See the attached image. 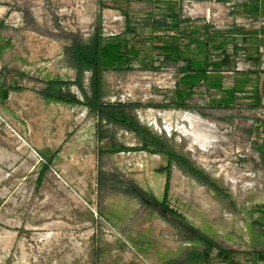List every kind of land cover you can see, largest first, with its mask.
<instances>
[{
    "label": "rangeland",
    "instance_id": "obj_1",
    "mask_svg": "<svg viewBox=\"0 0 264 264\" xmlns=\"http://www.w3.org/2000/svg\"><path fill=\"white\" fill-rule=\"evenodd\" d=\"M0 8L6 10L2 23L25 30L30 44L38 46L46 38L54 50L63 51L73 36L89 43L101 16L100 0H0ZM25 35H21L22 43ZM49 61L56 77L74 73L71 66L66 69L69 75L56 67L55 58L45 62ZM155 66L158 70L147 73L140 63L125 70L103 69L101 100L139 104L131 113L140 124L186 156L220 188L217 191L197 182L171 163L168 206L220 247L236 251L239 264H255L252 256L239 253L248 251L257 252V263L264 264V161L258 155L264 135L257 131L258 114L235 106L210 111L204 97L194 96L190 108H176L170 105L174 89L157 87L153 80L160 75L164 83L169 82L170 68L175 67L163 61ZM26 72L24 88L16 87L13 75L1 76L11 94L9 99H0V264H161V259L164 264H175L189 252L202 250L197 241L187 240L194 236L192 230L177 219H171L173 225L167 222L158 211L140 204L124 185L134 182L148 194L161 197L165 173L159 169L166 165V158L134 149L148 141H137L130 129L118 125H98L96 116L84 106L43 103L41 85L33 84L35 72L30 68ZM81 88L88 96L89 77ZM68 91L84 100L78 86L69 85ZM178 111L197 114L212 124L218 139L202 148L166 129V123L175 124ZM162 112L168 114L165 119L155 115ZM149 114L154 116L153 123ZM180 124L188 128L187 122ZM68 125L73 131L80 125L92 127L94 136L83 144L92 155L55 160L36 184L42 163L37 149L45 148L53 138L62 142L59 150L65 152L68 137L77 134L59 133L57 138L55 127ZM69 147L81 148V142ZM125 194L134 198V206L132 212L127 207V216L116 215L114 228L101 217L99 203L103 205L106 196ZM162 241L166 243L164 253L160 251ZM206 264L224 262L212 257Z\"/></svg>",
    "mask_w": 264,
    "mask_h": 264
},
{
    "label": "crops",
    "instance_id": "obj_2",
    "mask_svg": "<svg viewBox=\"0 0 264 264\" xmlns=\"http://www.w3.org/2000/svg\"><path fill=\"white\" fill-rule=\"evenodd\" d=\"M189 3L192 4L190 6L194 5V8L190 7L191 10L198 11V18L185 12L189 7H185V0H100L101 15L126 17L132 28L113 42L124 48L123 57L116 54L119 50L111 48L107 66L104 64V67L123 68L140 63L150 68L163 61L178 69L176 86L171 93L172 101L183 102L190 108L188 104H192L193 96H208L210 111L234 106L252 109L260 118L257 131L261 136L264 135L261 127V119H264V0H190ZM3 11L6 10L0 8V21ZM183 18L188 20L182 21ZM5 23L0 26V76L6 78L8 74L13 75L16 87L24 88L26 70L30 68V71L35 72L33 84H40L42 90L51 79L73 80L76 70L71 67L74 69V73L71 72L73 74L66 70L70 66L64 60L63 50H54L51 41L46 38L40 40V45L34 46V43L27 41L25 30L15 29ZM21 35H25L23 43ZM49 58H55V66L61 67L70 76L56 77L55 68H46L45 61ZM21 62L28 67L21 66ZM43 68L47 69L44 73L39 70ZM36 70L43 74L42 79L37 77ZM28 84H32L31 80H28ZM10 94L6 86L0 89V99H9ZM42 102H46L43 97ZM78 127L75 131L69 125L67 130L65 126L55 127L57 138L65 132L76 133L77 136L68 137L65 152L59 150L62 142L53 138L45 148L37 149L42 162L43 157L51 158L52 164L63 156L77 160L80 154L88 153L91 156L92 151L87 152L83 144L94 136L93 129L88 125ZM74 142H81V148L70 149L69 145ZM152 195L158 201L162 198V195ZM133 200L127 194L106 196L103 205L99 203L101 217L114 228L117 227L116 215L124 217L129 210L132 212ZM136 206H139L138 202ZM147 241L153 244L150 239ZM156 243H159V239ZM160 244V251L164 253L166 243L162 241ZM253 244L251 242L249 245ZM239 253L252 255L257 261V252ZM164 263L165 260L161 259V264Z\"/></svg>",
    "mask_w": 264,
    "mask_h": 264
},
{
    "label": "trees",
    "instance_id": "obj_3",
    "mask_svg": "<svg viewBox=\"0 0 264 264\" xmlns=\"http://www.w3.org/2000/svg\"><path fill=\"white\" fill-rule=\"evenodd\" d=\"M187 20V18L182 19V21ZM124 21V33L126 31H131L132 28L130 26L129 20H127L125 17ZM1 25L2 21H0V26ZM119 37L120 36L114 38H103L100 35L99 18L98 27L94 28L89 43H83L80 39L73 36L70 39L69 44L64 48V60L67 65L76 70V78L73 81H64L59 79L48 80L46 87L40 91V95L48 101L70 105H81L86 107L91 114L96 116L98 125L101 123H106L118 125L125 130L130 129L128 132L133 134L137 141L142 140L143 138L148 141V143H143L138 148L134 149L142 150L149 154L162 155L166 158V165L159 169V171L165 173L163 193L160 201L156 200L152 195L148 194L134 182L129 181L124 185L127 187L128 193L135 197L140 204L158 211L163 219L172 225L173 222H171V219H177L186 225L188 229L194 232V236L187 238V240L194 242L197 241L203 247L202 250H194L189 252L188 256L184 260L175 264H197L202 261L206 264L212 257L218 258L219 260L223 261L224 264H239L240 260L235 256L238 254L236 251L220 247L215 241L201 233L198 229L189 225L183 219L182 215L175 209L169 207L167 203L171 163H174L183 173L189 175L197 182L217 191H220V188L214 184L201 169L196 167L191 160L173 150L167 144V142L151 134L145 126L140 124L136 117L131 113L132 109L138 107L139 104L131 102H104L101 100L103 94L102 71L106 68L104 67V64L107 66L106 59L109 54V50L111 48L114 50L117 49L119 50L116 53L118 57H123L122 54L124 48L113 44L114 40ZM123 62L127 63L125 59H123ZM127 67L128 66L123 68L115 67L113 69L125 70L128 69ZM156 68L157 66H150V68L147 69ZM84 70H89L91 73L89 77L88 96L81 88V78L82 72ZM72 84L78 86L82 90L84 100H79L76 96L68 91V86ZM3 86L4 83L0 76V89ZM170 105L176 108L188 109L187 104L183 102L177 103L172 101ZM258 155L260 156V159L264 161V142L258 146ZM43 159L44 162L40 164V168L37 172L36 184H40L42 177L51 165V158L43 157ZM165 215H168L170 220L165 218ZM261 229H264V226H262ZM177 230L180 231L181 229L177 227ZM251 259L255 261V264H258L256 259L252 257Z\"/></svg>",
    "mask_w": 264,
    "mask_h": 264
},
{
    "label": "bare ground",
    "instance_id": "obj_4",
    "mask_svg": "<svg viewBox=\"0 0 264 264\" xmlns=\"http://www.w3.org/2000/svg\"><path fill=\"white\" fill-rule=\"evenodd\" d=\"M155 115H158L159 117L165 119L168 114L162 112L156 113ZM176 115L177 121L174 122L175 124L170 125L169 123H166V129L175 130L179 132L185 138V140L188 141V144H197L198 146L205 148L207 145L212 144L218 139L215 127L212 124H209L203 119H201L197 114L178 111ZM149 119L152 121L151 123H153L154 116L151 115ZM178 121L187 122L188 128H183L181 124L177 125ZM190 149H192V147Z\"/></svg>",
    "mask_w": 264,
    "mask_h": 264
},
{
    "label": "built area",
    "instance_id": "obj_5",
    "mask_svg": "<svg viewBox=\"0 0 264 264\" xmlns=\"http://www.w3.org/2000/svg\"><path fill=\"white\" fill-rule=\"evenodd\" d=\"M186 4L185 7H187L189 5V7L187 8V13L188 14H192V16L194 17H198V11L195 10H191V8H194L190 2V0H185ZM191 7V8H190ZM123 18V19H122ZM99 29H100V35L103 38H114V37H118L121 36L124 33L125 30V21H124V17L121 15H115V16H107V15H101L100 19H99ZM164 63V62H163ZM47 67L51 66L50 65V61L48 63L45 64ZM164 67V66H163ZM169 67V66H166ZM163 69V68H162ZM170 72H169V78L170 81L167 83H164V78H159V76L154 77V82L155 84H157V87H170L175 89L176 86V82H177V77H178V69L177 68H170ZM156 70H158V67L156 68ZM144 71L147 72H151L149 71V69H144ZM155 71V69H154ZM90 71L89 70H84L82 72V78H81V83H86L88 77H90ZM172 76V77H171ZM163 77V76H162ZM65 81V80H64ZM73 81V80H70ZM208 96L204 97V101H208ZM113 102H122V101H113ZM124 103V102H122ZM208 103V102H207ZM39 160L42 161V159L38 156Z\"/></svg>",
    "mask_w": 264,
    "mask_h": 264
}]
</instances>
